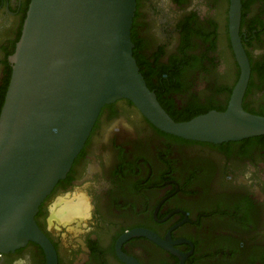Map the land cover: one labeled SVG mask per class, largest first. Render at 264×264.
<instances>
[{"label":"flooded vegetation","instance_id":"obj_1","mask_svg":"<svg viewBox=\"0 0 264 264\" xmlns=\"http://www.w3.org/2000/svg\"><path fill=\"white\" fill-rule=\"evenodd\" d=\"M30 2L0 0V104ZM230 8L231 0H138L139 53L175 115L229 106L242 73ZM184 24L199 30L187 52L200 61L184 58ZM239 36L251 66L243 105L264 115V0H242ZM63 197L82 199L85 214L59 221L51 207ZM36 218L57 264H264V135L183 139L117 100L103 107ZM0 264L49 258L30 241L0 250Z\"/></svg>","mask_w":264,"mask_h":264},{"label":"water","instance_id":"obj_2","mask_svg":"<svg viewBox=\"0 0 264 264\" xmlns=\"http://www.w3.org/2000/svg\"><path fill=\"white\" fill-rule=\"evenodd\" d=\"M138 0H31L9 56L12 75L0 113V250L30 241L57 252L37 222L42 203L66 177L107 104L128 99L159 129L222 143L264 135V115L243 98L251 75L231 0V34L242 73L225 110L178 121L163 106L135 56Z\"/></svg>","mask_w":264,"mask_h":264},{"label":"trees","instance_id":"obj_3","mask_svg":"<svg viewBox=\"0 0 264 264\" xmlns=\"http://www.w3.org/2000/svg\"><path fill=\"white\" fill-rule=\"evenodd\" d=\"M133 30H134V27H133ZM195 32H199V30H196L195 28H193L191 26V24H184V26H183V48H182V50L184 51V58L188 62L200 61V58L198 56H196V55L191 56L187 52V49L190 48V45L193 44L191 39H192V35ZM132 34H133V40H134L135 44H137L136 38L134 36V32H132ZM134 52H135L136 58L138 59V63L141 66V70H142L143 74L145 75V77L147 79V82H148L149 86L152 89H154V86H153L152 81L150 79V75L147 73V67H144V61L142 60V57H141V55L139 53L138 44L134 48ZM9 67H10L9 73H8V76L6 77V79L4 81V85H3V94H2L3 98H2V103L0 104V113H1V109H2V106H3L4 100H5L6 92L8 90L9 83H10V80H11V75H12V69H13L12 64H10ZM157 94H158L159 99L162 102L163 106L165 108H167L168 112L178 121L190 120V119L194 118L197 115L206 113V112L211 110L210 107L199 106V107H196L195 109L187 110V111H185V112H183V113H181L180 115L177 116V115H175V113H172L170 111V108L165 103L164 97L162 96L163 93H161V92L159 93L158 92ZM225 109H227V107L226 106H222V107H219L217 110H225ZM171 135H173V134H171ZM174 136H176V135H174ZM177 137H179V136H177ZM180 138H182V137H180Z\"/></svg>","mask_w":264,"mask_h":264},{"label":"bare ground","instance_id":"obj_4","mask_svg":"<svg viewBox=\"0 0 264 264\" xmlns=\"http://www.w3.org/2000/svg\"><path fill=\"white\" fill-rule=\"evenodd\" d=\"M51 209L54 215L59 221H63L73 216L83 215L87 210V205H85L82 199H71V198H61L56 200Z\"/></svg>","mask_w":264,"mask_h":264}]
</instances>
